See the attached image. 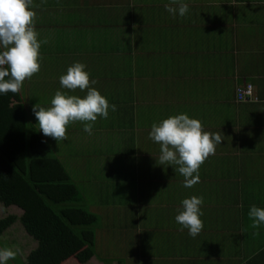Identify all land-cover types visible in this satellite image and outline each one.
Returning <instances> with one entry per match:
<instances>
[{"label":"crops","instance_id":"0c3cea01","mask_svg":"<svg viewBox=\"0 0 264 264\" xmlns=\"http://www.w3.org/2000/svg\"><path fill=\"white\" fill-rule=\"evenodd\" d=\"M183 2L189 11L179 17L165 11L171 0H32L37 39L47 43L17 98L0 96V148L28 154L18 105L97 217V257L85 264H264V226L253 228L247 215L264 207V0ZM73 62L85 64L116 111L98 116L91 136L73 121L55 141L31 109L50 106L57 90L85 95L60 86ZM246 85L253 98L238 101ZM179 113L222 134L191 188L176 166L160 165L159 144L148 137L153 122ZM12 176L4 183L23 185ZM191 196L203 199L194 238L174 220ZM10 207L5 215L22 213Z\"/></svg>","mask_w":264,"mask_h":264},{"label":"clouds","instance_id":"9594fccd","mask_svg":"<svg viewBox=\"0 0 264 264\" xmlns=\"http://www.w3.org/2000/svg\"><path fill=\"white\" fill-rule=\"evenodd\" d=\"M176 5L175 7L171 5ZM32 0H0V96L16 93L26 78H31L40 68L39 48L47 40H38L34 29L35 12L31 8ZM165 11L171 16L184 17L189 9L183 0H171L165 5ZM85 64L73 62L59 77L61 88L85 91L83 97L68 95L57 90L50 100V106L42 107L38 103L32 106L39 131L45 137L55 141L66 139L65 126L69 122H83V131L92 135L93 123L99 116L108 118L109 110L116 111L115 104H109L99 91L92 87L95 80H89ZM148 137L159 144L160 165L176 166L184 180L183 187L191 188L199 182L198 169L204 160L214 154L216 145H220L222 134L202 130L198 119L190 118L186 113L168 116L159 122H153ZM203 199L191 196L180 201L174 220L187 229L191 237L202 230L200 206ZM253 228L264 226V207L251 205L247 213ZM17 253L11 247L0 248V264H7Z\"/></svg>","mask_w":264,"mask_h":264},{"label":"trees","instance_id":"16d2710c","mask_svg":"<svg viewBox=\"0 0 264 264\" xmlns=\"http://www.w3.org/2000/svg\"><path fill=\"white\" fill-rule=\"evenodd\" d=\"M8 95L11 100L18 93ZM14 109L24 126L28 154L23 153L22 147L16 148L15 154L0 148V203L5 207L14 205L22 213L0 217V235L19 222L36 242L25 256L26 264H85L91 257H97L93 228L97 217L84 206L78 188L49 145L29 126L24 110L18 105ZM12 175L23 179V185L5 184L4 179Z\"/></svg>","mask_w":264,"mask_h":264},{"label":"rangeland","instance_id":"374dc122","mask_svg":"<svg viewBox=\"0 0 264 264\" xmlns=\"http://www.w3.org/2000/svg\"><path fill=\"white\" fill-rule=\"evenodd\" d=\"M14 207H5L0 203V217L6 213L13 212ZM35 241L24 233L19 223L13 224L8 230L0 235V248L11 247L17 253L14 259L7 264H26L25 256L34 247Z\"/></svg>","mask_w":264,"mask_h":264},{"label":"built area","instance_id":"2783aa9c","mask_svg":"<svg viewBox=\"0 0 264 264\" xmlns=\"http://www.w3.org/2000/svg\"><path fill=\"white\" fill-rule=\"evenodd\" d=\"M236 97H237L238 101L252 99L253 98V92H252L250 85L238 87L236 89Z\"/></svg>","mask_w":264,"mask_h":264}]
</instances>
